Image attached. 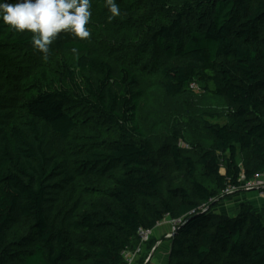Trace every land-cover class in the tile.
Segmentation results:
<instances>
[{
  "label": "trees",
  "instance_id": "obj_1",
  "mask_svg": "<svg viewBox=\"0 0 264 264\" xmlns=\"http://www.w3.org/2000/svg\"><path fill=\"white\" fill-rule=\"evenodd\" d=\"M115 2L120 15L110 19L94 0L98 17L86 27H100L98 43L57 36L49 52L65 58L55 69L30 32L0 22V264H121L138 229L166 217L177 222L169 264H264L262 214L247 202L211 213L228 184L264 173V0ZM139 3L152 12L141 16L140 40L110 42L111 24L140 13ZM140 71L159 76L169 97L195 84L229 109L227 123L207 125L197 154L170 147L187 188L160 173L139 125ZM84 122L94 140L70 150ZM80 179L85 193L63 200Z\"/></svg>",
  "mask_w": 264,
  "mask_h": 264
},
{
  "label": "rangeland",
  "instance_id": "obj_2",
  "mask_svg": "<svg viewBox=\"0 0 264 264\" xmlns=\"http://www.w3.org/2000/svg\"><path fill=\"white\" fill-rule=\"evenodd\" d=\"M123 1L127 2V0ZM90 4V12L97 16L94 0H90ZM139 6H141V12H131L129 14L130 20L127 19L129 22L126 21L122 25L119 22L111 24L110 31L107 32V39L110 37V42L126 45L140 40L141 33L143 32L141 24L144 22L141 16L152 15V12L143 3H139ZM88 30L91 35L87 39L92 41L93 44L100 41V36L104 37L100 27L89 28ZM63 58H65V55L62 53L49 52L46 60L42 58V63L47 68L55 69L58 68ZM139 77L143 94L139 101L136 117L144 134L151 142L153 148L152 154L157 161V168L160 173H165L172 178V185L187 188L183 172L175 170L170 162V147L176 145L184 155H195L207 146L210 142L207 125L212 123L225 124L228 122L229 109L226 102L220 98L214 99L208 97L199 85H195L192 88V92L172 98L166 95L162 87V80L156 74L140 71ZM210 114H216L218 118L212 120ZM100 137L104 141H108L112 138V134L111 132L101 131ZM93 140L94 133L88 126V123L84 122L72 133L71 138L68 140V146L70 150H84ZM238 156L241 160L243 159L241 151L238 152ZM221 172H223V169ZM85 191V183L80 179L67 191L63 200L70 203L74 202ZM233 195L235 194L216 202L217 204L211 209V213L213 211L218 213L221 212L222 207L226 208L225 205L230 202L229 197ZM82 200H84V197ZM230 211L232 212V210ZM161 222L163 234L167 235L173 229H176L177 224L168 217L164 218L163 221L161 220ZM18 232H22L21 227L18 229ZM154 242L155 239L151 237L150 241L146 243V251L138 259V261L140 260V264L144 262L147 253L152 250ZM149 262L146 264H149Z\"/></svg>",
  "mask_w": 264,
  "mask_h": 264
},
{
  "label": "clouds",
  "instance_id": "obj_3",
  "mask_svg": "<svg viewBox=\"0 0 264 264\" xmlns=\"http://www.w3.org/2000/svg\"><path fill=\"white\" fill-rule=\"evenodd\" d=\"M105 3L110 19L120 15L115 0ZM90 8V0H0V22L15 32H30L33 48L46 60L49 46L60 33L81 40L90 37L86 27Z\"/></svg>",
  "mask_w": 264,
  "mask_h": 264
},
{
  "label": "built area",
  "instance_id": "obj_4",
  "mask_svg": "<svg viewBox=\"0 0 264 264\" xmlns=\"http://www.w3.org/2000/svg\"><path fill=\"white\" fill-rule=\"evenodd\" d=\"M194 86H195V84L191 85L192 88ZM243 179H244V175L242 173L240 175L239 181L243 180ZM240 182L238 185L228 184L225 187V189L222 191V194H221L222 198H226L232 194H237L240 192H249V191L256 192L260 197H264V173L256 175L250 181H246V182H242V183H240ZM207 208H205V209H207ZM174 222L177 224L176 221H174ZM154 228H152V229L139 228L138 229V231H137V245L134 248H127V249L122 251L121 255L123 257V262L121 264H138L137 261L145 253L146 243L150 241V239L153 235V229ZM174 231H175V229H173V231L171 233H168L167 237L170 238L174 234ZM153 250L154 249H152L149 253H147L145 260L142 264H146L147 262L150 261Z\"/></svg>",
  "mask_w": 264,
  "mask_h": 264
},
{
  "label": "crops",
  "instance_id": "obj_5",
  "mask_svg": "<svg viewBox=\"0 0 264 264\" xmlns=\"http://www.w3.org/2000/svg\"><path fill=\"white\" fill-rule=\"evenodd\" d=\"M229 198V204L225 205L226 208L222 207L221 212H218V214H230V210H232L231 214H233V212H235L239 208L242 202H247L252 206L254 211L264 216V197H260L256 192L249 191L242 194L237 193ZM213 212L217 213L215 211ZM161 223L162 222L160 221V223L153 229L152 238L155 239V242L151 248L154 250L152 252L149 264H165L166 261V264H169L170 240H168L166 234H163L164 232H162V226L160 225ZM139 261L138 264H140Z\"/></svg>",
  "mask_w": 264,
  "mask_h": 264
}]
</instances>
